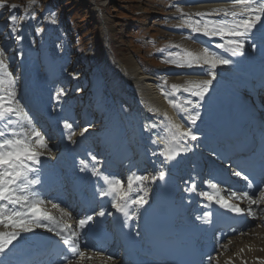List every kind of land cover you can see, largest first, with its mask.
<instances>
[{
  "label": "snow or ice",
  "instance_id": "6c2138e0",
  "mask_svg": "<svg viewBox=\"0 0 264 264\" xmlns=\"http://www.w3.org/2000/svg\"><path fill=\"white\" fill-rule=\"evenodd\" d=\"M198 2H221V0H198ZM222 2L227 6L213 9L211 12L196 13L195 16L198 18L188 16L183 20V26L190 29L191 34L204 38V40L197 41L203 44L202 52L194 54L179 49L170 53L169 58L163 61L176 68L192 70L177 73V75L207 76L208 78L189 79L183 87L173 84L170 92H164L169 104L176 109L178 114H183L188 126L169 122L165 124L163 137L153 133L151 142L156 144L159 139L164 144L162 149L152 151L153 156L158 155L163 158L161 163L175 161L182 153L186 154L192 151L196 145L193 144L190 147V142L209 139L205 132L196 131L195 126L198 121L202 122L206 106L210 109L213 103L211 92L214 82L217 81V67L235 66L237 61L234 58L245 56L246 44L251 46V51H260L261 56L264 57V23H262L264 0H222ZM4 6L5 4L0 2V8ZM10 7L14 10L19 5L13 3ZM29 8L24 9L25 13L29 11ZM212 16L220 18L212 19ZM17 20V15L11 14L8 27L15 35L16 41L20 42L24 36L16 35ZM257 25L260 27L258 28ZM35 31L39 34L42 29L37 27ZM223 53L227 55H223ZM17 55L23 59L24 52L20 51ZM4 56V50L0 49V224L5 227L10 226L13 231L0 233V264H22L19 260L22 246L30 243L35 244L40 239L36 230L41 228L60 238L67 253L71 254L70 256L65 254L63 258L68 261V264H71L72 258L84 256V253L79 251L81 234L84 229L90 224L93 228L100 227L103 221H97L95 217L103 218L106 214L112 216L113 212H106L104 208H101L98 212L80 218L78 228L71 229L70 225H63L46 211H41L40 206L45 203V200L39 192L33 191L34 186L41 183V178L38 174H33L40 172L39 166L43 163L41 156L44 153L41 149L47 150L49 156L52 150L48 148L45 135L34 126L33 117L25 111L17 99L16 83L9 71L8 64L4 62ZM195 69H199V71ZM167 75L164 74V84H167ZM77 91H82V89H77ZM64 95L66 92L63 88H58L53 93V110H59L62 107ZM62 126L65 130H69L66 138L75 144L76 142L71 140V137L75 135V132L71 131L72 123L65 119L62 121ZM91 127V123L86 125L80 135L83 136ZM155 127H158L155 123L145 124L144 130L151 131ZM211 154L216 158L226 160L227 166L233 168L235 176L248 181L249 189L253 187L252 181L247 174L238 169L242 164L247 163L258 164L260 168L264 169V147L261 148L259 157L255 159L249 157L243 160L233 159L227 149L218 151L213 148ZM88 156L92 162V175L103 176L106 185L100 188L96 194L100 198L108 197L111 209H115L116 213L123 216L122 229L129 227V221L139 219L141 209L147 210L145 206L150 204L151 185L155 184L157 180L167 182L168 173L161 167L153 174H131L127 179L125 190L120 178L100 173V158L91 152L88 153ZM153 163L156 162L153 161ZM80 164L82 165L79 169L81 172L89 168L88 162L83 159L80 160ZM185 184V192L191 193L197 190L195 177L186 181ZM205 184L208 190L200 191L199 195L206 199L209 205L215 203L228 212L243 214L245 210L230 203L229 200L233 198L247 199L249 201L248 214L256 216V212L252 208L253 204L258 203L255 192L237 193L231 191L229 198L225 199L220 195L218 182L208 179ZM134 185L135 192L133 191ZM256 191H258L259 201L264 202V185H261ZM52 207L57 208L59 205L53 203ZM64 215H68V213H64ZM212 216L213 212L209 210L202 216H197L196 220L204 224H211ZM135 235L139 237L141 233L137 231ZM209 259L212 258L209 257Z\"/></svg>",
  "mask_w": 264,
  "mask_h": 264
},
{
  "label": "rangeland",
  "instance_id": "374dc122",
  "mask_svg": "<svg viewBox=\"0 0 264 264\" xmlns=\"http://www.w3.org/2000/svg\"><path fill=\"white\" fill-rule=\"evenodd\" d=\"M197 1L0 0V2L5 4L3 8H0V49L4 50V62L8 64L10 72L15 76L18 73V63L14 54L21 41L17 42L15 36H10V28L8 27L9 16L15 14L18 17L16 22L18 31L16 35L24 34V39H28L31 51L29 53L32 57L36 58L37 56V58H42L44 56L42 50L46 45V47L52 48L56 57L58 54L59 58H62V56L65 58V61L61 63L60 69L66 76L64 77L65 79L63 76L59 78L61 80L60 84L63 86L57 87V84H55V87L65 90L67 104H72L71 108L68 109L71 111L70 117L73 116L74 122L78 124L77 129L82 130L89 123L92 124L89 132H94L102 124L105 130L109 127L111 128L109 130H114L116 122L120 121L125 122L127 125V130L122 131L123 135L121 130L124 126L123 128L119 126L120 129L117 128L118 132H115L117 134H114L115 136L111 140L113 144L115 143V146L113 150L108 151V157L106 158H110V152L116 149L118 157L121 158L119 163H121L115 166L117 171H119V175L125 178L129 175L132 168L127 163L125 164L124 161H126L125 159L134 157V152L137 149L130 134H132V129H134L139 119L137 118L138 116L136 117L133 107H128L130 102L122 95L118 96V93L112 90L113 86H115V90H117L116 86L119 87L118 79L114 81L112 78L114 65L121 63L120 65L123 70L125 66V72H128L133 77L139 74L138 76L141 78L153 80L160 78L164 80V74H168L166 78L169 81H175L176 79L174 78L181 79L182 77H186L177 75V73L185 72L187 68H176L163 61L169 58L170 53H174L179 49H184L194 54L197 52L198 54V51L195 49L199 46L201 47L202 44H197L188 39L183 40L182 38L186 35L184 33L185 29L181 31V23L178 22L180 14L182 16L186 15L191 8L198 6ZM13 3L19 5V7L14 10L11 9L10 6ZM30 5L31 7L29 8ZM25 8H29L27 13L24 11ZM98 8L100 11H98ZM37 27L42 29L39 34L35 31ZM107 43L113 52H111L112 54L109 52ZM95 65L100 68L98 72H95L97 69ZM95 74L99 78L97 83H95L94 79ZM144 83L145 81H140V90L147 88ZM106 84L110 85L106 86ZM149 84H153L154 86L152 85L151 87L153 90V94L150 95L151 102H147L148 104L152 103L150 104L151 108L156 109L160 113L155 117V120L165 126L170 121V116L172 117L168 109L169 107H166V99L162 94L157 92V83L155 84L151 81ZM159 86L165 88L164 84H160ZM77 89H82V91L78 92ZM150 93L152 92L150 91ZM113 94H115V98L112 99ZM108 97L110 100L108 103L106 102V105L115 112L113 116L110 114V122H107L108 119L104 115L105 109H97L98 105L102 102L101 100ZM154 97L158 99V103ZM163 117H167V120H164L165 118ZM164 133L165 131L162 132L161 136ZM56 150L58 151V149ZM202 154L207 156L208 152L203 151ZM52 155L54 156L55 153ZM132 164L134 165L133 162ZM210 165L211 163L208 164L202 161L200 166H203V168H200V173L208 172ZM218 175L220 176V174ZM208 177H210V174ZM236 183L240 184V182ZM263 207L264 204L262 205ZM60 212L64 217L66 216L64 215L66 213L64 208ZM76 218L78 217L76 216ZM58 219L62 220L60 217ZM256 221L251 220L238 237L227 242L225 248L217 252L211 264H219L224 258L230 257L240 245L249 247L246 248L244 246L246 256L252 251L250 246L255 250L251 256L255 255L254 257L257 258L264 254V228H260ZM93 248L97 247L89 244L88 251L85 250L90 254L88 257L91 263L93 257L96 256L103 258L101 264H107L105 263V259L108 260L110 258L109 260H115L119 258L117 253L111 249L99 250L98 252L95 250L94 252ZM82 258L84 259V256ZM72 261L78 262L77 264H83L80 263L82 261L81 258H74ZM89 262L86 261V264H89ZM57 264H60V262H57ZM94 264L98 263L95 262Z\"/></svg>",
  "mask_w": 264,
  "mask_h": 264
},
{
  "label": "bare ground",
  "instance_id": "6f19581e",
  "mask_svg": "<svg viewBox=\"0 0 264 264\" xmlns=\"http://www.w3.org/2000/svg\"><path fill=\"white\" fill-rule=\"evenodd\" d=\"M193 3H195V2H193ZM194 5H196V4H194ZM197 5L198 6H195L194 8H191L187 13H186V15H183V16H185V17H183L182 16V14H180L179 16H178V22L179 23H181V31H182V29H185V37H183L182 39L184 40V39H188V40H191V41H194V42H196L197 44L199 43V42H197L198 40H204V38L203 37H200V36H196V35H194V34H191V32H190V29H188L187 27H185V26H183V20L184 19H186L188 16H192L193 18H198V17H196L195 16V14L196 13H206V12H211L213 9H216V8H222V7H226L227 5L224 3V2H222V0H221V2H204V3H200L199 4V2L197 1ZM98 11H100V9L98 8ZM184 13V12H183ZM177 15V14H176ZM175 15V16H176ZM212 19H219L220 17H217V16H212L211 17ZM173 29V28H172ZM179 29V28H178ZM180 31V30H179ZM10 34L12 35V36H15L13 33H12V31H11V29H10ZM19 35H23L24 37H25V35L24 34H19ZM184 36V35H183ZM182 37V36H181ZM182 41V40H181ZM109 42V41H108ZM186 42V41H185ZM184 43V42H183ZM200 44H202V43H200ZM48 45V44H47ZM107 45H108V49H109V52L111 53L112 52V50H111V48H110V46H109V44L107 43ZM203 45V44H202ZM48 47V48H47ZM46 47V45H45V47L43 48V50H42V52L44 53V56H43V62H45V63H43L42 61H40L39 60V58H37V56H36V58H34V56L32 57V55H30V53L29 52H31L30 51V49H29V44H28V39L27 38H25V39H23L22 40V42L20 43V45L17 47V49H16V54L18 53V52H20V51H23L24 52V57H23V62H24V65L26 66V71L24 72V73H22V74H18L17 76H13V78H14V80H16L19 84L18 85H20V86H22V87H24L21 91L23 92V91H28L27 90V86L29 85V86H31V88H30V90L31 91H37V90H43V94L44 95H47L48 96V93L49 94H51V99H49V101H51V103H52V105L54 106V100H53V93L58 89L57 87H58V85H57V87H55V82L59 79V78H62V76H63V78L66 76L65 74H63L62 73V70L60 69V67L62 66V62L63 61H65V58H63V56H62V58H59V56H58V54H57V57H56V55H55V53H54V51L52 50V48L50 49L49 48V46H47ZM202 47V46H201ZM200 46L198 47V48H196L195 50H197L198 51V54L200 53V52H202V48H201ZM246 45H245V49H246ZM187 48V47H186ZM41 51V50H40ZM216 51H218L219 52V50H216ZM113 53V52H112ZM111 53V54H112ZM196 54H197V52H196ZM58 58H59V60H58ZM121 64V63H120ZM65 65V64H64ZM45 66V67H44ZM9 68V67H8ZM119 69H120V71H121V74H120V76H116L115 75V73L113 72L112 73V78L114 79V81L117 79V78H119L120 79V82L122 83V85H120L119 87H117L116 86V88H117V90H115L114 89V87L115 86H113V88H112V90L115 92V93H118V96L119 95H122V93H125L127 96H128V98H130V97H132L133 95H137V96H139L140 97V101H141V99L143 100V103H142V105H141V108H144V107H147L148 108V110H149V113H147V114H144V115H142V114H139V115H137L138 117V119H139V121H137L136 122V124H135V127H134V129H132L133 130V132H132V134H130V135H132L131 137L133 138V141H134V145L136 146V147H139V145H138V142H137V134H138V129H139V127H137L136 125L137 124H141V125H145V124H149L150 122L151 123H155V124H157V125H159V127H155V128H157V129H161L160 130V132H163V131H165V126L164 125H161V123L159 124L158 122H157V120H155V117L156 116H158V114H160L158 111H156V109H154V108H151V105L150 104H152V103H150V104H148V105H145V103L144 102H146V101H150L151 102V98H150V95H152L153 94V90H152V85L153 84H149V82H154L155 84L157 83V85H158V93H160V94H162V96H164V98L166 99L165 100V103H166V107L169 109V112L171 113V115H172V117L170 116V121L169 122H171V123H182V124H184L186 127L188 126V123L186 124L185 123V121H184V118H183V114L182 113H180V114H178L177 113V111H176V109H174L170 104H169V102H168V98H166V96L164 95V92H170L171 90H169V86L170 85H173V84H175V85H178V86H181V87H183L185 84H186V81L187 80H189V79H193V80H196V79H207L208 77L207 76H186V77H182L181 79H178V78H174V79H176L175 81H169V80H167V84H164L163 83V81L164 80H161L160 78H155V80H153V79H147V78H141V77H139L138 75L139 74H137V76L136 77H133V76H131L128 72H125V69H126V67L124 66V70H123V68L122 67H119ZM218 70H229L230 71V74L227 76V77H225V78H221L220 77V75H219V73H218ZM188 71H192V70H189V69H187L185 72H188ZM196 71H199L198 69L196 70ZM237 71V67H235V66H218L217 67V69H216V72H217V81L216 82H214V86H216V87H224L225 86V84L227 83V82H232V81H235V77H234V75H233V73H235ZM155 74H157V73H155ZM238 76L240 77L241 76V74L240 73H238ZM249 77H251L250 75H247L246 76V78H245V80L242 82V86L243 87H246V88H249V83H248V81H247V79L249 78ZM116 78V79H115ZM150 78H152L151 76H150ZM165 78V77H164ZM65 79V78H64ZM94 79H95V83H97V80L99 79L98 77H97V75L95 74L94 75ZM168 79H170V78H168ZM60 80V79H59ZM61 81V80H60ZM140 81H142V82H144L145 81V83H144V85L147 87L146 89H141L140 90ZM148 82V83H147ZM160 84H164L165 85V88H162V87H160L159 85ZM47 85H49L48 86V88H47ZM104 85V84H103ZM107 85H110V84H106V86ZM105 86V87H106ZM128 86H129V88H128ZM154 86V85H153ZM103 87V86H102ZM109 89V88H108ZM110 90V89H109ZM111 91V90H110ZM150 91L152 92V93H150ZM261 94H262V91L260 92ZM154 96V95H153ZM21 97V93H17V99L19 100V98ZM112 99L113 98H115V94H113L112 95V97H111ZM155 98V100H156V102L158 103L159 101H158V99L156 98V97H154ZM258 98H259V100L260 101H264V98H261V96H258ZM104 100H105V102H104ZM109 97L108 98H105V99H102L101 101V103L98 105V108L97 109H101V110H104V115L106 116V118L108 119L107 120V122H110V119L109 118H111V116H113L114 115V113L115 112H113L112 111V109H110V108H108L107 107V105H106V102L108 103L109 102ZM129 102H130V106L131 107H133V109L135 110V111H137V108L134 106V104H133V100L130 98V100H128ZM67 102L68 101H66V99H65V95L62 97V107H60L59 108V110H61L62 111V113H64V112H66V110L65 109H69V107L72 105L70 102V104H67ZM104 103V104H103ZM263 105H264V102H263ZM59 107V106H58ZM170 108H171V110H170ZM164 110V109H163ZM172 111V112H171ZM151 112V113H150ZM158 112V113H157ZM161 112H163V111H161ZM122 113V112H121ZM170 113H168L169 115H170ZM110 114H111V116H110ZM163 114V113H162ZM84 115V114H83ZM70 116H71V114H69L68 115V118L70 119ZM120 116V115H119ZM124 116V115H123ZM85 117V116H84ZM161 117V116H160ZM72 118V117H71ZM86 119H87V117H85ZM105 118V119H106ZM163 118H165V117H163ZM148 120V121H147ZM163 120V119H162ZM165 120V119H164ZM70 121H72L71 119H70ZM150 121V122H149ZM174 121V122H173ZM168 122V123H169ZM105 125V124H104ZM108 125V124H107ZM119 126H122L121 128H123V126H124V128L121 130V133H122V131H125V130H127V125L125 124V122L123 123L122 121H120V122H116V124H115V126H114V130H109V129H111L110 127L108 128V129H104V126H103V124L101 125V126H99V127H97L95 130H94V132H86V133H84V135L83 136H85V137H87L89 140H91V141H94V138H95V140L97 139V141L94 143V148L95 149H97V148H100V147H102V149L104 150V149H106L107 151H111V150H113V148H114V146H115V143L113 144L112 142L113 141H111L112 140V138L117 134H115V132H118V130H117V128L118 129H120L119 128ZM26 127H27V125H26ZM130 127H133V126H130ZM162 127H164V128H162ZM36 129L37 130H39V131H41V133L42 134H44L45 135V137H51V140L54 142V143H52V144H49V146H48V148L49 149H51V147H52V149L54 148V146H55V148H54V152H53V154L55 153H57L61 148H62V146H60L59 145V141L58 140H56V136L53 134V132H51V133H48L47 132V129L44 127H42V126H40V125H38V123L36 122ZM83 130V129H82ZM82 130H78L77 129V131H78V134H79V136L80 137H83V136H81L80 135V133H81V131ZM195 130L196 131H201V128H200V126H195ZM77 134V135H78ZM115 134V135H114ZM165 134V133H164ZM77 135H75V138H77ZM122 135H123V133H122ZM96 136V137H95ZM106 136V137H105ZM135 137V138H134ZM152 137V136H151ZM84 138V137H83ZM146 138H147V134H146ZM85 139V138H84ZM120 139V138H119ZM87 140V139H86ZM88 140V141H89ZM108 140V141H107ZM122 140V139H121ZM119 141V140H118ZM203 141V140H202ZM90 145H93V142H90ZM123 145V144H122ZM121 146V145H120ZM202 146H203V143H202ZM56 149H58V151L56 150ZM143 150V149H142ZM45 152H47V150H45ZM100 152H101V148H100ZM96 154V153H95ZM111 155V156H110ZM109 156H110V158H108V159H104V160H101V165H103L104 167H108L107 166V164L109 163L110 165H112V164H115L116 162H117V160H118V158H117V154L115 153H112V152H110V154H109ZM52 157H53V155H52ZM52 157L50 158V160L52 159ZM111 159V160H110ZM133 158H131V159H126V161H128V163L132 160ZM197 159V158H196ZM203 160V159H202ZM105 161H108V162H105ZM135 163H137V162H139L138 161V159H136L135 161H134ZM202 162V161H201ZM126 164V163H125ZM130 165V168H132L133 167V164H132V161L129 163ZM136 167H138V165L136 166ZM112 168V167H111ZM132 170V172L129 174V176L131 175V174H133L134 173V170L135 169H131ZM35 175V174H34ZM194 175H196V173H194ZM126 182V181H125ZM240 185L241 184H239V183H235L234 184V188H235V191H237V192H239V191H241V188H240ZM242 187V186H241ZM34 189H38V190H40V191H43V188H40V187H34L33 188V190ZM239 189V190H238ZM34 191H36V190H34ZM242 192H243V189H242ZM67 196H68V198L69 199H71V203H73V202H75V200H77V198H74V199H72V197H70V194H67ZM59 199V197H57V200ZM244 199H242V201H243ZM246 203V202H245ZM94 205V203L88 208V209H86V210H82L83 212H94L95 211V209L97 208L96 206H93ZM246 205H247V203H246ZM255 205V204H254ZM61 206H67L68 207V213L70 214V219L69 220H71V219H75L76 218V216L78 217V219H80V218H82V216H79V214H78V210H76L75 209V206L76 205H74V207H72V206H70V205H68V204H66V205H63V204H59V207H61ZM247 207V206H246ZM77 208H79L78 206H77ZM77 211V212H76ZM258 212V211H257ZM263 216V215H262ZM74 229H77V227H74ZM10 231H13V229L11 228V227H5L3 224H1L0 225V233H3V232H10ZM86 245V247L87 248H83L81 245ZM90 243L89 242H87L85 239H81L80 240V245H79V249H80V252H83L84 253V257H86L88 260H90L89 259V253L88 252H86V251H88V245H89ZM225 245V243H221L218 247H219V249L220 248H223V246ZM92 246H94V245H92ZM244 246L246 247V248H249L248 246H246V245H240V246H238L237 247V249L234 251V254L233 255H231L230 257H228V258H224L221 262H220V264H233V263H240L243 259H245L246 260V263L247 264H261V262H260V257L259 258H257V259H255V255L254 256H251V254L252 253H254V249L250 246V249H252V251H251V253L250 254H248L247 256H246V249L244 248ZM97 248H93V251H95V250H97L96 252H98L99 250H110V248L109 247H101V248H99L98 246H96ZM86 250V251H85ZM112 250V249H111ZM115 253H117V255L119 256V258L118 259H115V260H106L105 259V263H107V264H128L127 263V261L124 259V257L123 256H120V253H118V252H116L115 251ZM55 254V253H54ZM71 255V254H70ZM69 255V256H70ZM54 256V255H53ZM214 256V255H213ZM106 257H108L107 255H106ZM261 257H263V256H261ZM52 258V257H51ZM123 258V259H122ZM49 259H50V257H48L45 261H44V263H42V264H47L48 262H49ZM83 259V258H82ZM93 261H95V262H97L98 264H101L102 262H103V258H101V257H99V256H96V257H93V259H92ZM99 261H100V263H99ZM58 262H59V260H58ZM64 261H61L60 260V264L61 263H63ZM28 264V263H27Z\"/></svg>",
  "mask_w": 264,
  "mask_h": 264
},
{
  "label": "water",
  "instance_id": "95a60500",
  "mask_svg": "<svg viewBox=\"0 0 264 264\" xmlns=\"http://www.w3.org/2000/svg\"><path fill=\"white\" fill-rule=\"evenodd\" d=\"M170 89H171V87H170Z\"/></svg>",
  "mask_w": 264,
  "mask_h": 264
}]
</instances>
